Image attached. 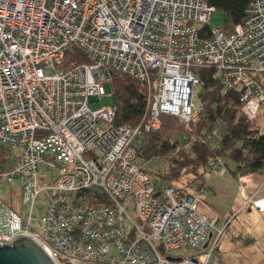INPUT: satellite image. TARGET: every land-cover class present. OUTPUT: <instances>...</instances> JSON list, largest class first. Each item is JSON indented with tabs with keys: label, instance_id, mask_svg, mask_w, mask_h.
Masks as SVG:
<instances>
[{
	"label": "built area",
	"instance_id": "1",
	"mask_svg": "<svg viewBox=\"0 0 264 264\" xmlns=\"http://www.w3.org/2000/svg\"><path fill=\"white\" fill-rule=\"evenodd\" d=\"M215 12L206 0H0V145L20 149L6 181L31 197L26 220L0 200V245L27 236L55 264H207L229 219L136 158L160 115L196 122V68L215 67L264 130V0L229 30L210 26ZM112 72L145 89L137 127L114 123V104L90 106L111 96Z\"/></svg>",
	"mask_w": 264,
	"mask_h": 264
},
{
	"label": "trees",
	"instance_id": "2",
	"mask_svg": "<svg viewBox=\"0 0 264 264\" xmlns=\"http://www.w3.org/2000/svg\"><path fill=\"white\" fill-rule=\"evenodd\" d=\"M248 1L206 0L223 15L222 27L226 30L241 22ZM194 72L200 82L196 122L186 129L177 117L160 115L159 127L146 134L137 162L166 159L168 165L156 175L159 185L172 187L181 170L189 168L194 179L204 177L209 171L208 161L216 157L226 160L224 166L233 172H260L264 168V130L260 129L259 122L253 124L242 115L241 91L225 89L215 67L196 68ZM111 86L116 107L114 123L139 126L147 109L145 89L134 78L119 72H112ZM214 129H218L219 136L212 141L207 137ZM229 160L233 168L227 164Z\"/></svg>",
	"mask_w": 264,
	"mask_h": 264
},
{
	"label": "crops",
	"instance_id": "3",
	"mask_svg": "<svg viewBox=\"0 0 264 264\" xmlns=\"http://www.w3.org/2000/svg\"><path fill=\"white\" fill-rule=\"evenodd\" d=\"M208 172L201 178L200 196L218 213V225L225 219L229 223L207 264H264V173L240 174L225 166ZM250 197L252 201L242 206Z\"/></svg>",
	"mask_w": 264,
	"mask_h": 264
},
{
	"label": "rangeland",
	"instance_id": "4",
	"mask_svg": "<svg viewBox=\"0 0 264 264\" xmlns=\"http://www.w3.org/2000/svg\"><path fill=\"white\" fill-rule=\"evenodd\" d=\"M222 20L223 15L219 12H215L211 15L210 18V26L211 27H221L222 26ZM104 90L107 94H110L111 96L104 98L100 100L99 102L92 103L90 106L92 108H98L105 104H114V97L112 96V89L111 85L109 83L104 84ZM200 91V87H196L194 90V97H193V105L195 109H198L200 106L198 94ZM259 122V119L253 122V124H256ZM179 123H181L184 126V122H181L179 120ZM184 147H187L184 145ZM20 149L16 147H4L0 145V200L2 201V204L9 206L11 209H13L15 212H17L24 220H26L29 216L30 212V205H31V197L30 194L24 189L18 181L14 183H9L6 181L5 174L12 168V166L15 163V157L14 155H17L19 153ZM222 167L224 166V160L223 158H220ZM141 165H143L145 168L149 169V171L157 174L161 173L165 166L168 165L166 159H153L149 162H144L138 160ZM230 167H232L233 162L228 161L227 163ZM187 170H181L180 177L178 180H175L173 182V188L175 190L174 195L178 197L181 195L186 196L188 194H196L199 192L200 189H202V181L201 178H193V175L191 172ZM217 171V170H215ZM209 172H206L204 177L208 175ZM183 190V192H182ZM43 212V203L41 200V197H36L33 205H32V214L35 217V219H38L41 217ZM31 225L38 229L36 222L33 221ZM195 250L190 249L188 247H182L178 250V253L183 256H190L194 254Z\"/></svg>",
	"mask_w": 264,
	"mask_h": 264
},
{
	"label": "water",
	"instance_id": "5",
	"mask_svg": "<svg viewBox=\"0 0 264 264\" xmlns=\"http://www.w3.org/2000/svg\"><path fill=\"white\" fill-rule=\"evenodd\" d=\"M0 264H55L33 239L17 235L0 245Z\"/></svg>",
	"mask_w": 264,
	"mask_h": 264
}]
</instances>
